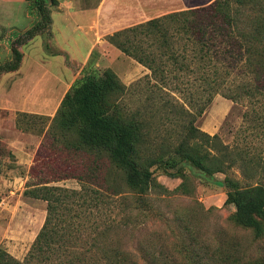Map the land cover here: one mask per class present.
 I'll return each instance as SVG.
<instances>
[{"label":"trees","instance_id":"16d2710c","mask_svg":"<svg viewBox=\"0 0 264 264\" xmlns=\"http://www.w3.org/2000/svg\"><path fill=\"white\" fill-rule=\"evenodd\" d=\"M34 1L40 20L14 41L13 58L0 64V75L18 70L23 60L18 45L28 43L52 24L48 0ZM108 40L150 70L144 80L154 89L153 95L156 91L163 95L170 84L181 92L188 83L194 91L186 95V89L180 97L166 92L168 99L161 103H150V94L146 105L132 109L123 103L126 91L132 88L113 69L106 68L102 75L86 72L65 93L44 132V141L56 153L50 156L53 163L45 165L43 159L39 165L36 157L31 166L30 172L38 179L30 182L26 194L46 201L44 224L23 260L0 249V264L231 263L230 255H219L220 244L199 254L187 249L182 253L188 260L183 262L177 260L170 245L163 259L155 244H150L142 247L138 258L111 237L121 224L99 222L95 217L106 197L122 194L123 187L139 195V206L151 191L160 188L166 192L154 180L153 167L166 171L178 161L192 162L208 174H225V203L235 207L234 222L262 235L264 150L248 142L242 147L237 141L225 143L218 133L201 130L195 121L215 95L221 94L245 106L243 119L250 131L244 140L248 133L254 138L264 136V0H213L118 30ZM198 92L202 93L199 99ZM44 117L21 112L16 116L17 125L32 126ZM166 140L172 146L158 151L157 144ZM89 162L93 164L89 166ZM235 167L241 177L231 175ZM89 169L95 174L92 178L87 176ZM179 172L183 181L178 188L187 193L188 177L181 169ZM64 178H75L82 187L49 184ZM118 199L124 214L127 208H137L126 202L127 195Z\"/></svg>","mask_w":264,"mask_h":264},{"label":"rangeland","instance_id":"374dc122","mask_svg":"<svg viewBox=\"0 0 264 264\" xmlns=\"http://www.w3.org/2000/svg\"><path fill=\"white\" fill-rule=\"evenodd\" d=\"M185 1L205 5L212 2ZM47 3L53 20L50 28L28 43L18 45L23 52L20 68L0 75V249L7 250L20 260L28 254L47 215L46 201L26 194L30 182L38 179L30 172L31 166L36 157H39V165L43 159L45 165L53 163L50 156L56 153L51 152L50 142L44 141V132L65 93L86 72L102 75L106 68L113 69L128 88H132L123 97V103L132 109L146 105V97L150 94L153 96L150 103H161L168 99L166 92L180 97L186 89V95L194 91L188 83L182 85L185 89L181 92L173 90L170 84L167 90L164 89L166 97L158 91L153 95L154 89L147 79L144 80L150 70L112 44L108 40L112 33L87 34L74 23L80 18H73V23L67 22L64 13L59 11V0L57 4H52L50 0ZM39 20L34 0H0V64L12 60L14 41ZM86 21L82 19L81 24ZM120 27L116 25L113 30L122 29ZM188 77L194 82L193 76ZM201 95L198 92L196 97L199 99ZM245 109V106L217 94L197 117L195 125L211 135L218 133L225 143L234 144L237 141L242 147L248 142L264 150L263 134H256L254 138L248 133V138L244 140V135L250 131L243 119ZM21 112L43 115L48 120L44 117L38 124L27 126L29 124L25 123L20 128L16 116ZM168 142H159L158 151H166L167 145L172 146ZM76 161L80 163V159ZM91 164L89 162V166ZM152 169L154 180L163 185L166 192L160 188L151 191L145 197V203L139 206V195L123 187L122 194L106 197V203L96 212L97 221H115V224L123 226H117L111 234L121 246L140 258L142 247L155 244L157 254L164 259L170 245L177 260L183 262L188 260L182 253L187 249L199 254L220 244L219 255H230L229 264L235 263V259L244 264H264V232L257 236L252 228L234 222L235 207L225 203L227 189L224 173L208 174L192 162L182 161L166 171ZM179 169L188 177L187 193L178 188L183 181ZM93 173L89 169L87 176L92 178ZM230 173L241 177L239 168L235 167ZM48 176L51 177L50 174ZM49 184L74 189L82 187L75 178L59 179ZM121 195H127L126 202L130 207L137 208H127L124 214L118 199ZM122 221H128V224L123 225Z\"/></svg>","mask_w":264,"mask_h":264},{"label":"crops","instance_id":"0c3cea01","mask_svg":"<svg viewBox=\"0 0 264 264\" xmlns=\"http://www.w3.org/2000/svg\"><path fill=\"white\" fill-rule=\"evenodd\" d=\"M59 3V11L64 13L67 22L73 23V18H80L74 23L77 27L84 29L87 34L91 32L113 34L118 31L113 30L116 25H121L120 28L124 29L170 12L205 5L187 3L185 0H59ZM112 18L119 21H111ZM82 19H87L85 24H81ZM92 40L93 36H91Z\"/></svg>","mask_w":264,"mask_h":264}]
</instances>
